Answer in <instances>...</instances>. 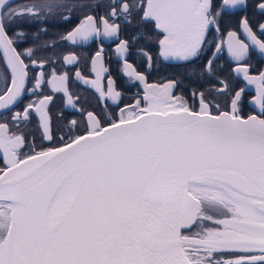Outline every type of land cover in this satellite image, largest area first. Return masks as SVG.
<instances>
[{
	"label": "snow or ice",
	"instance_id": "6c2138e0",
	"mask_svg": "<svg viewBox=\"0 0 264 264\" xmlns=\"http://www.w3.org/2000/svg\"><path fill=\"white\" fill-rule=\"evenodd\" d=\"M60 9L82 15L61 40L98 44L97 79L85 84L120 99L111 78L106 91L100 83L107 69L99 42L117 41L127 75L144 85L118 115L78 107L86 101L70 89L69 73L51 67L54 53L39 54L56 41L37 43L48 29L28 28ZM233 21L241 31L227 32V51L236 66L216 76L219 87L192 91L198 107L174 94L178 80L149 84L128 63L149 32L165 60L190 62L210 30ZM129 26L132 34L121 38ZM18 43L30 46L17 51ZM0 46L11 70V87L0 95V264H264V68L251 63L253 55L264 60V0H0ZM221 50L216 45L201 76L216 75ZM139 51L150 69L152 56ZM60 58L73 65L81 56ZM30 65L40 71L28 88ZM45 85L74 110L71 118L58 114L69 131L48 148L21 127L37 115L43 138L53 140V96L23 101ZM253 85L248 103L258 114L243 111Z\"/></svg>",
	"mask_w": 264,
	"mask_h": 264
},
{
	"label": "flooded vegetation",
	"instance_id": "af4514ba",
	"mask_svg": "<svg viewBox=\"0 0 264 264\" xmlns=\"http://www.w3.org/2000/svg\"><path fill=\"white\" fill-rule=\"evenodd\" d=\"M17 3H23L25 0H16ZM65 3L71 5L77 2V0H64ZM68 16L69 19H64ZM82 18L81 10L73 9L69 12L66 9L57 10L54 16L47 18L46 22H35L34 25L28 28V31H34L37 28H47V33H41L37 43L42 41L55 40L56 44L54 48L49 49L46 52L39 53L40 55H50L54 53L55 62L51 65L55 68L57 73L68 72L70 76V89L81 97L82 103L78 107H91L94 109L105 108L106 113L118 115L119 110L124 108L125 105L134 104L135 100L140 98L144 93V85L139 81L132 80L127 72L124 70L123 59L116 53L117 41H100L103 44L104 51L103 67L107 71L102 72L100 76V83L107 90V81L111 78L115 84L117 91L121 92V97L118 101L113 102L111 98H101L99 92L90 84H85L84 80L89 81L97 79V73L93 70L91 57L97 50V42L89 41L82 44H72L70 41L61 40V35L71 31L77 24H79ZM151 28V25H149ZM228 31L240 32L241 29L237 27L235 21H233L228 27L221 26L220 31L216 32L214 29L210 30L207 36V43L204 46L202 55L198 58L190 61H167L159 55V45L157 43L156 32H149L153 38L145 42L144 40L138 41L130 50V54L127 56L128 63L132 64L137 71L144 72L147 76V82L149 84H164L170 79H176L180 82V86L175 90L174 94L183 95L190 105L198 107V100L192 96L193 90L203 91L212 87H219L216 80V76L224 79L232 68H234L235 62L230 57L227 51ZM132 34L131 27H124L121 33V38H127ZM11 35V33H9ZM243 39L244 37L241 36ZM220 45L221 51L217 53L214 64L216 66V75H200V70L209 58L212 57V53L216 51V45ZM30 44H17V51L22 50ZM143 48L148 54L152 56V67L149 69L147 60L144 55L139 51ZM69 52H75L81 56L80 62L73 65H65L60 58ZM27 63V59L25 60ZM251 63L255 65L257 69L264 68V60L258 59L257 55H253ZM99 66H97L98 68ZM29 82L27 87H32L31 78L34 77L39 71V68L35 66H29ZM44 71H49L46 66ZM79 71L80 77H77L75 73ZM235 77V74H233ZM11 87V70L7 63V57L0 46V95H2L6 88ZM43 95H52L53 101L49 106V111L53 118V140L48 141L43 138L41 130L37 127L38 116L32 115L30 122L27 124L25 131L29 132V141L34 138L35 143L39 147L48 148L52 146H59V138L67 133L69 129L66 127L67 119H58V114L63 112L66 118H71V114L74 110L67 108L64 104L63 93H54L50 86H43L35 95L32 93H26L23 97V101L35 100ZM256 95L255 86H249L245 92V103L243 105V111H259V109L248 103L252 96ZM143 106V102H142ZM22 105L12 110H20ZM16 131L15 128L11 129ZM27 151V149H25ZM4 167L3 155L0 154V168Z\"/></svg>",
	"mask_w": 264,
	"mask_h": 264
},
{
	"label": "water",
	"instance_id": "95a60500",
	"mask_svg": "<svg viewBox=\"0 0 264 264\" xmlns=\"http://www.w3.org/2000/svg\"><path fill=\"white\" fill-rule=\"evenodd\" d=\"M2 48V46H1ZM3 49V48H2ZM7 57V56H6ZM167 61H177V60H167ZM245 113H256L258 114L259 111H244Z\"/></svg>",
	"mask_w": 264,
	"mask_h": 264
}]
</instances>
